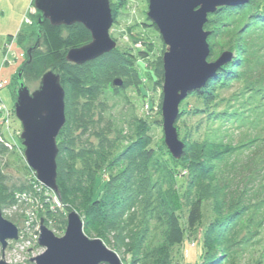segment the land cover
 <instances>
[{"label":"trees","instance_id":"obj_1","mask_svg":"<svg viewBox=\"0 0 264 264\" xmlns=\"http://www.w3.org/2000/svg\"><path fill=\"white\" fill-rule=\"evenodd\" d=\"M127 5L128 0L110 2L113 23L118 24V10ZM37 17V13L29 14L31 25L17 33L16 43L21 48L30 36L35 34L36 38ZM127 29L130 36H137L134 42L140 41L142 46L117 47L81 66L66 61L69 50L91 41L90 33L80 24L54 27L45 21L37 47L29 55L27 51L35 43L23 50L19 70L24 84L52 71L65 92V124L56 138L58 199L69 212L79 215L84 234L100 239L122 255L125 264H179L186 252L180 250L191 236H196L192 249L201 245L196 264H242L240 257L244 258V251L252 247L264 225V215L258 219L264 206V198L259 197L264 191V177L258 174L264 162L249 159L242 164L234 159L257 150V140L264 147V134L260 139L234 144L226 141L231 136L222 130H235L243 118L264 107V0L219 8L208 16L204 26L210 32L208 62L224 52L232 57L203 88L181 102L175 128L184 149L178 160L165 148L162 132L154 143L152 130L159 128L160 118L145 116L156 102L152 96L155 92L150 94L147 83L153 81V88L157 82L162 84L165 46L160 42L154 53L155 40L161 39L146 17ZM149 59L156 64L154 71L145 67L150 65ZM119 76L125 77L124 87L135 86L140 96L132 100L135 108L140 101L145 112L136 118L138 128L126 139L121 131L112 136L109 125L99 134L97 145L77 149L72 133L77 127L87 132L94 124L92 104L100 88ZM0 83L3 87L6 84ZM232 89L235 92L226 97ZM4 107L8 117L0 122V152L14 154L18 149L23 156L19 136L13 135L10 125L15 118L14 107ZM247 171L249 176L243 173ZM80 173L88 178L87 186L80 184L81 176L74 175ZM99 183L102 187L97 192ZM6 191L0 177V203L6 201ZM251 199L254 203L249 202ZM261 263V259L251 262Z\"/></svg>","mask_w":264,"mask_h":264},{"label":"water","instance_id":"obj_2","mask_svg":"<svg viewBox=\"0 0 264 264\" xmlns=\"http://www.w3.org/2000/svg\"><path fill=\"white\" fill-rule=\"evenodd\" d=\"M250 0H148L146 18L155 26L165 52L162 54L161 121L163 143L170 155L178 160L184 149L175 124L179 106L189 93L203 88L217 70L227 64L232 55L222 53L214 62H208L210 32L204 30L208 16L219 8L236 7ZM38 14L35 45L40 43L42 25L48 21L54 27L82 25L91 35V41L71 49L66 61L81 66L110 53L116 43L110 36L113 17L109 0H34ZM14 115L21 126L20 140L24 159L39 183L57 193L56 138L65 124V92L60 78L52 71L40 79L39 88L30 93L19 70L16 75ZM121 87L120 79L113 81ZM19 231L2 217L0 211V246L2 260L8 242L18 240ZM38 245L44 249L30 260L34 264H122L118 255L100 239H89L83 232V222L76 212L67 216L63 237H56L40 222Z\"/></svg>","mask_w":264,"mask_h":264},{"label":"rangeland","instance_id":"obj_3","mask_svg":"<svg viewBox=\"0 0 264 264\" xmlns=\"http://www.w3.org/2000/svg\"><path fill=\"white\" fill-rule=\"evenodd\" d=\"M31 1L33 0H30L26 3L25 9L21 13L20 25L18 24V27L20 26V30L26 29V27H28V23L26 22L28 15L36 14L35 9L30 7L31 3L33 5V2ZM109 1L112 3L116 2V0ZM5 2L8 3V0L2 1V3ZM2 3L0 4V7L2 6ZM147 10L148 0H128V5L126 7L119 8V16L117 18L119 22L118 24L113 23V26L110 29V36L116 43V48L118 47L125 49L126 46H131L132 48L133 46L136 48L142 46L140 41L136 43L134 42L137 36H130L127 26L134 22H144ZM3 11L5 12V16H0V81H5L6 84L0 90V99L8 109H12L14 107V103L16 102V97L13 93L17 88L13 77L19 71V67L23 62V57H21L23 50H26L32 46L35 43L36 38L35 34L30 36L29 41L23 44V48H21L16 43L18 42L17 35H15L17 33L15 28L17 20L15 22L14 20L17 19V16L13 18L8 17V15L11 14V10H8V12L7 10ZM31 23L32 22L30 20L29 25H31ZM10 35H13L12 39ZM160 42L161 41L159 40H155V54L159 48ZM5 44L6 48H4ZM129 52L132 53V51ZM152 60L154 59L152 58ZM145 67H147L148 70L154 71L156 69V64L150 60V65L147 64ZM116 79L121 80V87L113 86V81ZM125 81V77H115L110 80V83H108L106 87L100 88L98 99L92 104L95 113L94 124L88 127L87 132H83L82 128L77 127L72 133V137L76 140L77 149H90L92 145H97L99 142V134L102 130L106 131L109 125L112 126V136H118V132L121 131L126 139L132 132L136 130V128H138V121L136 118L143 117L145 112L143 113L141 110L142 104L140 101H138L136 104L137 108L133 106L132 100L137 98L139 99L140 96L137 93V88L135 86H130L128 88L124 87ZM39 82L40 80L32 82L27 81L25 83L30 93L39 88ZM152 82L153 81H149L147 84L150 88V94H154L153 92H155V94L152 96L156 102H154L155 104L153 106L148 108L149 113L145 114V116L152 117L154 120L155 118H160L161 121L162 84H158L157 82L153 88L151 84ZM142 86V83H140L139 87ZM151 88H153L152 91ZM233 92H235L234 89H232V91L227 94L226 97L233 94ZM146 107L147 106H144L145 111H147ZM159 112L160 116L159 114L157 115ZM259 113L254 114V116H247L245 114L247 117L243 118L241 124H239L235 130H222V133L231 136L230 138L226 137V141L230 140L232 143L238 144L239 142H247L246 139L251 140L253 138H262L264 134L262 131V129L264 130V107L260 109ZM10 121V125H12L14 132L13 135L20 137L21 126L15 121V118ZM191 122L194 123V121ZM188 124H190V121ZM152 131L154 132L153 137L155 143V141H159L161 138L162 121L159 125V128L156 130V127H154ZM257 141L254 143V147H258L257 150H253L249 153L245 152L234 160H237L242 164L249 159L255 162H264V147H261L260 144L258 145ZM15 151L16 153L14 154L13 151L0 152V177H2V183L6 186L7 190L6 201L0 203V211L2 217L16 226L19 231V239L17 241L8 242V246L4 252V260L8 264H34L31 263L30 260L44 252V249L40 248L37 243L40 222L43 221L44 226L48 228V230H50L54 236L63 237L66 230L67 216L70 212L68 210V206L61 204L57 193L47 189L44 185L39 183L34 172L30 168H26L27 164L25 162L24 156L21 155V152L18 149ZM232 160L233 158L229 160V165H231ZM227 164H225V166H228ZM226 169H229V167ZM262 170L264 169H261L259 174L257 173L260 178L264 177V172ZM243 173H246L247 176L250 174L249 171ZM74 175L81 177L83 176L81 173ZM254 176H256V174H254ZM85 178L82 177L81 179L80 184L82 186H87L89 183L87 181L85 182V180L88 179ZM246 180H249V177H247ZM101 187L102 183H99L97 186V192L100 191ZM259 197L264 198V191L259 195ZM249 202L254 203L252 199L249 200ZM263 215L264 206L262 212L258 216V219L262 220ZM62 222H64V224ZM85 236L89 239H98L94 236H89L86 234ZM194 238H196V236H191V241H186L185 246L180 250V253H182V251L183 253L186 251V254L184 253V257L180 259L179 264H196L198 260V254L201 253V245H196V248L192 249L191 246L194 245L192 242L195 240ZM195 243L198 244L197 240ZM105 246L111 251L115 252L111 247L107 245ZM117 255L120 258L122 264H125L123 262L124 257L119 254ZM243 256L244 258L240 257V262L242 264H251V262L258 259H261V264H264V225H262L260 229L259 236L252 243V247L246 249ZM0 260H2L1 246ZM128 261L129 260L127 258V262Z\"/></svg>","mask_w":264,"mask_h":264},{"label":"crops","instance_id":"obj_4","mask_svg":"<svg viewBox=\"0 0 264 264\" xmlns=\"http://www.w3.org/2000/svg\"><path fill=\"white\" fill-rule=\"evenodd\" d=\"M3 0H0V4L2 3ZM30 1V0H8V3H2V6L0 7V16L4 17L5 16V12L3 10H11V14L8 15V17H15L17 16V19L14 20V22L16 21V32L18 33L20 31V26L18 27V24L20 25V16L21 13L24 11L25 7H26V3ZM32 2V1H31ZM3 7V9H2ZM13 28V27H12ZM22 29V27H21ZM17 33L15 35H17ZM13 36V35H10Z\"/></svg>","mask_w":264,"mask_h":264},{"label":"built area","instance_id":"obj_5","mask_svg":"<svg viewBox=\"0 0 264 264\" xmlns=\"http://www.w3.org/2000/svg\"><path fill=\"white\" fill-rule=\"evenodd\" d=\"M33 8V7H32ZM26 22L29 24L30 20L28 18H26ZM3 85L0 83V90L2 89ZM0 116H1V120H6L8 117V114L6 113L5 107L0 99ZM18 239H19V235H18ZM38 242V240H37Z\"/></svg>","mask_w":264,"mask_h":264},{"label":"bare ground","instance_id":"obj_6","mask_svg":"<svg viewBox=\"0 0 264 264\" xmlns=\"http://www.w3.org/2000/svg\"><path fill=\"white\" fill-rule=\"evenodd\" d=\"M44 223V222H43ZM38 243V242H37ZM41 248V247H40Z\"/></svg>","mask_w":264,"mask_h":264},{"label":"flooded vegetation","instance_id":"obj_7","mask_svg":"<svg viewBox=\"0 0 264 264\" xmlns=\"http://www.w3.org/2000/svg\"><path fill=\"white\" fill-rule=\"evenodd\" d=\"M15 91V90H14Z\"/></svg>","mask_w":264,"mask_h":264}]
</instances>
